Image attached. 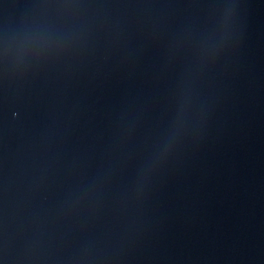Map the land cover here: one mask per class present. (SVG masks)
Segmentation results:
<instances>
[{"label": "water", "instance_id": "obj_1", "mask_svg": "<svg viewBox=\"0 0 264 264\" xmlns=\"http://www.w3.org/2000/svg\"><path fill=\"white\" fill-rule=\"evenodd\" d=\"M0 264H264V0H0Z\"/></svg>", "mask_w": 264, "mask_h": 264}]
</instances>
